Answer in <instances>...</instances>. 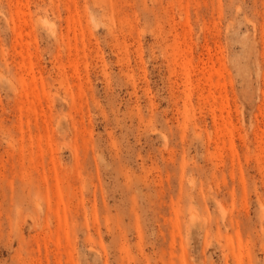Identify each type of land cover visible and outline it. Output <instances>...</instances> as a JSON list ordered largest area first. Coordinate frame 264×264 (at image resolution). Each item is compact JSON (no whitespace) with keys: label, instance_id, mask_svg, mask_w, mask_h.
<instances>
[{"label":"rangeland","instance_id":"rangeland-1","mask_svg":"<svg viewBox=\"0 0 264 264\" xmlns=\"http://www.w3.org/2000/svg\"><path fill=\"white\" fill-rule=\"evenodd\" d=\"M0 264H264V0H0Z\"/></svg>","mask_w":264,"mask_h":264}]
</instances>
